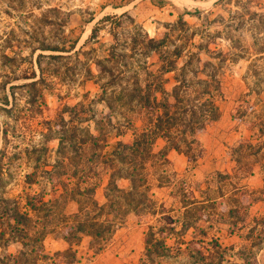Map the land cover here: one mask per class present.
Segmentation results:
<instances>
[{"label": "rangeland", "instance_id": "rangeland-1", "mask_svg": "<svg viewBox=\"0 0 264 264\" xmlns=\"http://www.w3.org/2000/svg\"><path fill=\"white\" fill-rule=\"evenodd\" d=\"M196 1L172 13L149 0H0V264H264V167L231 153L251 134L237 111L264 104V0ZM211 76L219 116L196 135L197 158L157 138L147 199L109 206L111 149ZM18 212L29 221L16 231ZM76 213L111 232L67 241Z\"/></svg>", "mask_w": 264, "mask_h": 264}, {"label": "trees", "instance_id": "trees-1", "mask_svg": "<svg viewBox=\"0 0 264 264\" xmlns=\"http://www.w3.org/2000/svg\"><path fill=\"white\" fill-rule=\"evenodd\" d=\"M198 84L199 88L192 91L197 97L194 102H189L187 90H181L179 87L178 90L183 95H179L178 91H175L173 104L165 101L161 105L153 106L152 111H147V124H144L140 132L135 131L132 142L118 141L108 153L103 164L108 165L113 170L110 173L109 187L105 194L109 200V206L117 209L125 206L137 207L147 199L146 162L154 155L165 153V150H160L157 154L153 153L152 146L157 138L164 139L170 149L185 154L189 160L197 158L198 154L193 153L194 146L197 144L196 135L219 116L214 95L221 94V81L218 77L211 76L209 79L199 80ZM211 86L213 91L209 88ZM134 92L137 93L132 94V99L136 98L139 104L143 102L149 105V96L140 95L141 90H134ZM200 98L202 100H199ZM159 110L162 112L160 113ZM237 113H239V118L249 117V132L251 134L247 139L240 140L231 149V153L235 156L234 161L240 163L247 156V161H251L248 163H259L261 167H264V104L260 109L251 106L249 111L239 109ZM251 168L250 164L249 174L253 173ZM116 178L127 180V188L118 187ZM93 189V186H89L84 189L85 191L82 190L78 194H90ZM93 205L98 210V214L102 215L104 206L98 205L96 202ZM74 217L78 218L76 225L71 224L69 226V239L67 237L68 232L63 233V238L69 242L72 238L77 239V234H83L86 231L90 233L88 235L98 238H102L106 233L111 232L110 221L102 222L97 219L96 215L86 213L84 216L77 214ZM12 220L14 224H9V226L17 231L19 230L18 224L29 221V216L26 213L18 212L13 215Z\"/></svg>", "mask_w": 264, "mask_h": 264}, {"label": "crops", "instance_id": "crops-1", "mask_svg": "<svg viewBox=\"0 0 264 264\" xmlns=\"http://www.w3.org/2000/svg\"><path fill=\"white\" fill-rule=\"evenodd\" d=\"M153 5L159 6L161 9H166L168 12L181 13L190 6L200 8L202 3L196 0H149ZM173 1V2H172ZM189 7H185V6Z\"/></svg>", "mask_w": 264, "mask_h": 264}]
</instances>
